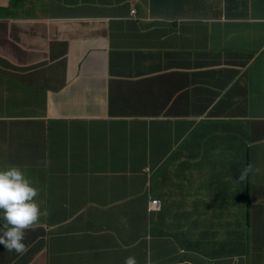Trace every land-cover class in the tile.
Wrapping results in <instances>:
<instances>
[{
  "label": "crops",
  "instance_id": "obj_1",
  "mask_svg": "<svg viewBox=\"0 0 264 264\" xmlns=\"http://www.w3.org/2000/svg\"><path fill=\"white\" fill-rule=\"evenodd\" d=\"M9 165L0 264H264V0H0Z\"/></svg>",
  "mask_w": 264,
  "mask_h": 264
},
{
  "label": "clouds",
  "instance_id": "obj_2",
  "mask_svg": "<svg viewBox=\"0 0 264 264\" xmlns=\"http://www.w3.org/2000/svg\"><path fill=\"white\" fill-rule=\"evenodd\" d=\"M131 14L136 17V8ZM246 171L239 175V180L245 179ZM36 196L37 189L24 169L18 165L0 168V245L4 249L18 254L26 251L24 231L36 223L40 215ZM162 206L160 199H152L148 209L161 210ZM124 264H136L135 257H126Z\"/></svg>",
  "mask_w": 264,
  "mask_h": 264
},
{
  "label": "rangeland",
  "instance_id": "obj_3",
  "mask_svg": "<svg viewBox=\"0 0 264 264\" xmlns=\"http://www.w3.org/2000/svg\"><path fill=\"white\" fill-rule=\"evenodd\" d=\"M175 176V175H174ZM180 198H182V196H180Z\"/></svg>",
  "mask_w": 264,
  "mask_h": 264
},
{
  "label": "trees",
  "instance_id": "obj_4",
  "mask_svg": "<svg viewBox=\"0 0 264 264\" xmlns=\"http://www.w3.org/2000/svg\"><path fill=\"white\" fill-rule=\"evenodd\" d=\"M182 196V195H181Z\"/></svg>",
  "mask_w": 264,
  "mask_h": 264
}]
</instances>
